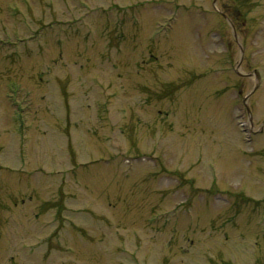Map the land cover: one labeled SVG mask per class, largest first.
<instances>
[{
    "label": "rangeland",
    "instance_id": "obj_1",
    "mask_svg": "<svg viewBox=\"0 0 264 264\" xmlns=\"http://www.w3.org/2000/svg\"><path fill=\"white\" fill-rule=\"evenodd\" d=\"M0 264H264V0H0Z\"/></svg>",
    "mask_w": 264,
    "mask_h": 264
},
{
    "label": "water",
    "instance_id": "obj_2",
    "mask_svg": "<svg viewBox=\"0 0 264 264\" xmlns=\"http://www.w3.org/2000/svg\"><path fill=\"white\" fill-rule=\"evenodd\" d=\"M253 72H254V74H255L256 78H257V79H259L258 72H257L256 70H254ZM257 85H258V83L256 84L255 88L257 87Z\"/></svg>",
    "mask_w": 264,
    "mask_h": 264
},
{
    "label": "flooded vegetation",
    "instance_id": "obj_3",
    "mask_svg": "<svg viewBox=\"0 0 264 264\" xmlns=\"http://www.w3.org/2000/svg\"><path fill=\"white\" fill-rule=\"evenodd\" d=\"M220 14H221L223 17H225V18H226L225 14H224L223 12H220Z\"/></svg>",
    "mask_w": 264,
    "mask_h": 264
}]
</instances>
